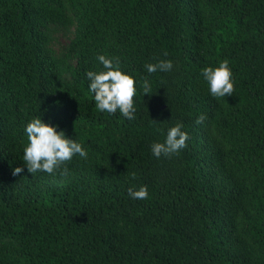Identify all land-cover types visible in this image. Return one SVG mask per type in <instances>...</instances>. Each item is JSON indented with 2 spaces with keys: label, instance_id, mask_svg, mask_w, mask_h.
Masks as SVG:
<instances>
[{
  "label": "trees",
  "instance_id": "trees-1",
  "mask_svg": "<svg viewBox=\"0 0 264 264\" xmlns=\"http://www.w3.org/2000/svg\"><path fill=\"white\" fill-rule=\"evenodd\" d=\"M100 55L134 78V119L96 108ZM225 59L214 98L202 69ZM34 117L88 153L66 176L28 172ZM177 123L187 146L157 158ZM0 264H264V0H0Z\"/></svg>",
  "mask_w": 264,
  "mask_h": 264
},
{
  "label": "clouds",
  "instance_id": "clouds-1",
  "mask_svg": "<svg viewBox=\"0 0 264 264\" xmlns=\"http://www.w3.org/2000/svg\"><path fill=\"white\" fill-rule=\"evenodd\" d=\"M167 55V53H165ZM98 60L103 65L100 71H88L87 78L90 81L89 90L94 94L96 108L101 112L116 114L117 111L128 120L135 118L136 108L134 106V96L136 87L134 78L121 70L118 58H108L104 55L98 56ZM148 73L167 72L173 67L171 60H160L157 63L145 65ZM203 78L209 85L210 94L214 98L232 96L234 92V81L227 59L219 63L218 67H205L202 69ZM143 93L150 95L151 87L149 81H143ZM206 117L201 114L196 120L197 124L203 123ZM183 125L177 123L169 128L166 140L163 143L151 145L152 153L159 158L161 155L168 157L178 153L186 147L188 134L182 131ZM58 126L45 123L42 118L34 117L25 128L27 134V144L24 147L23 161L29 173L34 175L39 172H46L49 175L59 174L66 176L67 163L75 155L87 158L88 153L81 143L67 137L64 130H57ZM23 168L17 167L13 175H18ZM134 179L136 174L131 173ZM129 195L133 199H147V186H140L138 190L129 188Z\"/></svg>",
  "mask_w": 264,
  "mask_h": 264
}]
</instances>
